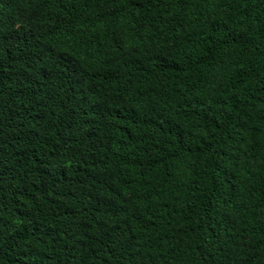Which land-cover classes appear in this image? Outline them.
<instances>
[{
	"label": "trees",
	"instance_id": "16d2710c",
	"mask_svg": "<svg viewBox=\"0 0 264 264\" xmlns=\"http://www.w3.org/2000/svg\"><path fill=\"white\" fill-rule=\"evenodd\" d=\"M0 264H264V0H0Z\"/></svg>",
	"mask_w": 264,
	"mask_h": 264
}]
</instances>
